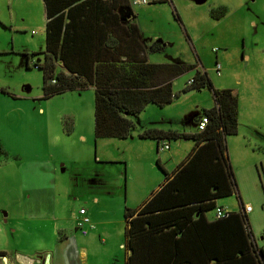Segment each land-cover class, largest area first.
<instances>
[{"label":"rangeland","instance_id":"rangeland-1","mask_svg":"<svg viewBox=\"0 0 264 264\" xmlns=\"http://www.w3.org/2000/svg\"><path fill=\"white\" fill-rule=\"evenodd\" d=\"M141 1L126 0L124 11H132L131 19L146 46H160L157 51H146L149 62L194 64L206 72L213 87L230 88L237 94V132L225 136L237 188L217 198L216 205L229 211L251 205L246 213L251 239L264 251V0ZM34 3L22 0L17 10H9L0 0V88L6 90L0 92V249L11 256L20 253L40 261L48 253L53 264L58 239L69 229L70 220L76 223L81 219L79 207L87 210L92 194L102 192L91 208L95 216L105 217L116 210L120 213L116 204L125 197L124 163L98 162L96 151L101 160L116 157L127 164L128 199L138 177L158 166L145 159L141 165L135 157L137 146L129 149L122 145L131 141L94 140L93 87L41 97L42 70L33 66L37 55L31 54L44 50V16L42 2ZM222 9L224 16H211L213 10ZM23 54L30 56V66ZM194 72L191 69L177 75L171 102L160 108L148 103L135 117L131 132L152 117L161 118L163 112L187 132L197 131L195 121L214 105V99L207 86L185 89ZM81 134L87 137L85 141ZM169 143L173 148L180 143L176 149L183 152L194 140L174 138ZM104 168L110 174L108 185L103 182L91 189L89 178L93 176L88 174L103 173ZM41 181H46V188ZM214 213L215 209L208 211V215ZM103 244L98 239L88 245L90 256L85 264H122L125 249L117 246L103 254L99 250ZM117 257L119 262L114 259Z\"/></svg>","mask_w":264,"mask_h":264},{"label":"trees","instance_id":"trees-1","mask_svg":"<svg viewBox=\"0 0 264 264\" xmlns=\"http://www.w3.org/2000/svg\"><path fill=\"white\" fill-rule=\"evenodd\" d=\"M97 11L105 15L99 31L91 28L98 22L96 13L89 12L84 29L73 25L76 21L69 12L63 24V13L55 17L59 29H54L52 16L47 13L50 19L46 24V49L32 54L42 55L40 61L33 62L42 70V98L68 89L93 87L94 138L128 137L134 128L131 115L141 112L148 103H170L175 96L173 79L191 69L195 70L193 82L186 83L185 89L207 86L214 99V105L203 110L208 122L202 131L187 133L153 127L138 133L141 138L158 141V147L161 141L174 138L193 139L194 145L148 200L136 208H124V245L129 252L123 264H264V251L252 242L243 205L239 211L225 210L222 216H208L209 210L222 207L216 205L217 198L237 188L225 143L226 135L237 132V94L230 88L213 87L206 72L194 64L148 62L143 53L139 54L143 49L138 45L137 26L128 23L131 11H124L125 51L121 52V39L117 43L114 36L122 31L120 22L116 16V21L112 19L109 10ZM224 14V9L211 12L214 19ZM96 33L99 45L104 42L108 58H90ZM159 49L155 43L148 47L151 51ZM57 64L68 72L57 69ZM2 91L6 92L0 88ZM4 254L0 251V255Z\"/></svg>","mask_w":264,"mask_h":264},{"label":"crops","instance_id":"crops-1","mask_svg":"<svg viewBox=\"0 0 264 264\" xmlns=\"http://www.w3.org/2000/svg\"><path fill=\"white\" fill-rule=\"evenodd\" d=\"M29 1H31L32 3L35 2L34 4H36V5L37 4L40 5V2H42L43 16H44V33H45V39H44L45 46H44L43 51H45V49H46V24L50 19L49 15L52 16V18H51V19H53L52 27L54 29H57L59 26V24L56 23L57 21H56L55 17L57 15H59L60 13H63L62 23H61V24H63L67 21V18H65L66 17L65 15H66V13L68 14V12H69V14L73 15V17L75 18L76 23H74L73 25H75V27H77V28L84 29V27L87 26L86 21H88L87 15L89 14V12H91L92 14L96 13V15L98 16V18H97L98 22H96V24L92 25L91 28L96 29V31H99L98 29L101 26H104V23H102L101 20L104 18L105 15L103 14L101 16L97 10H109L110 15L112 16V19L114 21H116L115 16L117 17V22H120L122 31H120V35H119V32L117 31V33L114 36L116 38L117 43H118V40L121 39V43H120L121 49L120 50H121V52L125 51V46H124V42H123V37H124L123 27L125 25V22L123 21V17H124V13H125L124 10H125L126 0H29ZM4 2H5L6 6L9 10H12L13 8L15 10H17V6L22 2V0H4ZM48 10H49V12H47ZM121 18H122V20H121ZM131 18H132V16H131ZM131 18L130 17L128 18V23L129 24H135L133 22V19H131ZM72 27L73 26H71V28ZM55 31H57V30H55ZM101 36L105 37V34L102 32ZM94 37L95 38H93V41H92V48H91L90 53H89L90 58H92V59L108 58V53H107L108 51L105 50L103 47V43H104L103 40H102L101 44L99 45V34L98 33L94 34ZM83 43H84V41H83ZM83 43L81 45H83ZM68 44H70V42ZM138 45L140 46V50H141V47L143 49V52H140L139 54L143 53V55L145 56V59L148 61L146 51L148 50V47L150 45L146 46L141 41V39H138ZM40 52H42V51L33 52V53H40ZM23 55L25 56V63L27 64L29 62L28 59L30 60L29 55L28 54H23ZM26 56H28V59H26ZM121 58H124V56L121 55ZM37 59H38V61H40V56H37ZM37 59H36V62H37ZM247 59H249V57H247ZM27 65H29V63ZM74 66L77 67L76 64ZM56 68L62 69L64 71L68 72V70L62 66V64H57ZM157 107L160 108L161 106H157ZM238 109H239V104H238ZM40 110H42L41 107H40ZM93 111H94V106H93ZM139 114H140V112L137 113L136 115H131V118L134 122V126H135L136 119H137L135 117L136 116L138 117ZM162 114H164V116H162L161 118H160V115L158 118L152 117L147 122H145L143 125H138L139 128L137 131L130 132L128 137L122 138L123 140L125 139L124 141H131V142H123L122 145L125 148L130 149L133 147V145L137 146V148L134 151L135 157L140 161L141 165L144 164V161H142V159H145L148 162V164H149V162L151 163V162L155 161V163L159 169V170L158 169L153 170V172H149V174H147V175H145L143 173V175L138 177L137 183H136V185H137L136 189H135V186L131 187V189H130L131 199H128V194H127V182H128L127 164L125 165L124 161H121V159L116 158V157H110L112 159H109V160H101V157L96 155L97 151L95 152L94 157H95V160H97L98 162H106L107 161V163H108L109 161L110 162L116 161V162H123L124 163L123 164L124 165L123 166V168H124L123 169V177H124L123 183L126 186L125 197L122 201H120V202H118V204H116V207H118L120 209V213L118 212V210H116L113 212L112 215H106L105 217L103 215H101V217L95 216L93 214V211L91 210V208L94 204H97L99 202L100 197L102 196V194H99V193H102V192L92 194L91 199L89 200L90 207L87 210H85L84 214L86 216H88L89 221L93 226H90L89 223L84 224V226L86 227V233L83 234L76 227L77 222L75 223L74 221L70 220V222H69L70 224H68L69 229L65 230L64 235H62V237H60L58 239V242L56 244L57 247L55 248V260H54L53 264H85V263H87L86 261H87L88 257L90 256L88 253V251H89L88 245L94 243L98 239H101L102 243H104L103 245L105 247L101 246V248L99 249L100 251L103 252V254L109 253L110 249L118 246V247L125 249L124 250L125 251L124 252V260L126 259L129 250L124 245V240H125V236H124V224H125V222H124V218H123L124 208L125 207L136 208L139 205H141L144 201L148 200V198H150L160 188L162 183H164V181L166 180L165 179L166 175H170L172 173V171L176 168V166L183 159L186 158L190 149L194 145V143H193L191 148L190 147H188L187 149L184 148L183 152H178L176 148H178L181 144L178 143L173 148L169 143V139H165L161 142L166 141L168 143V148H167V150L166 149L160 150V149H158V141H156L155 139L141 138L138 136V133L141 130H143L144 128H153V127L161 128L163 130L175 129L178 132H187L186 129H183V127L180 128L179 125L173 121L172 116H168L167 113H164V112ZM72 117H74V116L72 115ZM237 125H238V118H237ZM93 128H94V125H93ZM195 132H197V131H195ZM187 133H192V132H187ZM90 135H92V134L90 133ZM93 137H94V134H93ZM81 138L84 139V141L87 139L85 134H81ZM107 138H115V137H107ZM96 139H98V138H94V140H96ZM135 141H139V142H135ZM165 150L166 151L169 150V151L166 152V154L163 155V157H161L160 153L165 151ZM144 152L148 154L147 159L144 157ZM151 159H153V160L151 161ZM38 160L39 161L37 163V168L40 167V166H38V165H40V159H38ZM44 163L48 164V168L50 166V168L53 169V166L51 165L50 162L44 161ZM116 172L119 175V173H120L119 167H117ZM88 175L93 176V177L89 178L90 182H91V184H90L91 189L95 188V186H93V185L98 184V186H100L103 182L105 185H108V182L106 180L107 177L110 176V174H108V168H104L103 173L100 171H97L96 173H90ZM41 183L43 184L42 187L46 188V186H47L46 181H41ZM109 191H110L109 189L105 190L106 193H109ZM42 199L46 200L45 197H43ZM220 206H222V205H220ZM81 207L82 206H80L79 208H81ZM121 212H122V214H121ZM37 213L38 212H36V214ZM78 213H79V210H78ZM36 214H29V215L36 217V216H38ZM80 215H82V214H80ZM208 216L213 217V214L208 215ZM78 233H80V236L77 235ZM122 234H123V236H122ZM79 237L81 238L82 242H79ZM0 251L5 252L4 255H0L1 264H8V263L9 264H20V263H23V264H34V263L50 264V257L51 256L48 253L45 255V258H42L43 256L40 257L41 258V261H40L39 259L38 260L33 259V257L26 256L25 254L16 253V254H14V256H11L4 249H0ZM114 259L116 260V262H119L118 257L114 258ZM124 260H123V262H124ZM123 262H122V264H123Z\"/></svg>","mask_w":264,"mask_h":264},{"label":"built area","instance_id":"built-area-1","mask_svg":"<svg viewBox=\"0 0 264 264\" xmlns=\"http://www.w3.org/2000/svg\"><path fill=\"white\" fill-rule=\"evenodd\" d=\"M141 2H142L143 4L148 3V1H146V0H142ZM33 66L36 67V66L34 65V63H33ZM218 68H219V64L216 65V70H217V71H218ZM52 82H54L53 79H52ZM191 82H193V78H192V77L187 81V83H191ZM207 122H208V116H207L206 114H201L200 116H198V118H197V120H196V126H197L196 129H197L198 131H202V130H204V128L206 127ZM167 148H168V143H167L166 141H165V142H160L158 149L162 150V149H167ZM251 208H252L251 205H249V204H245V205L243 206V211H244L245 213H247L248 211L251 210ZM79 213L82 214V217H81V219H80L79 221H77V223H76V227H77V228H78L83 234H85V233H86V227L84 226V224L89 223L90 226H93V225L90 223L88 216H86V215L84 214V213H85V209H84L83 207L79 208ZM224 213H225V209H224V208L219 207V206H217V207L215 208V213H214V215H215L216 217L222 216Z\"/></svg>","mask_w":264,"mask_h":264}]
</instances>
